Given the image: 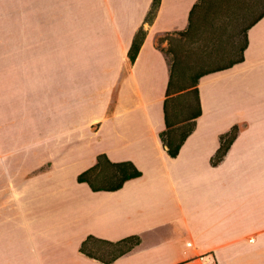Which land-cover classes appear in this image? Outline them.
<instances>
[{"label": "crops", "instance_id": "obj_1", "mask_svg": "<svg viewBox=\"0 0 264 264\" xmlns=\"http://www.w3.org/2000/svg\"><path fill=\"white\" fill-rule=\"evenodd\" d=\"M199 1L160 0L148 24L153 0H23L24 66L6 80L22 88L23 114L0 117V264H106L110 244L133 237L110 264L206 253L264 264V12L246 29L243 60L199 79L201 115L176 158L160 139L170 71L161 39L187 31ZM102 154L142 176L115 192L78 183Z\"/></svg>", "mask_w": 264, "mask_h": 264}, {"label": "rangeland", "instance_id": "obj_2", "mask_svg": "<svg viewBox=\"0 0 264 264\" xmlns=\"http://www.w3.org/2000/svg\"><path fill=\"white\" fill-rule=\"evenodd\" d=\"M23 0H0V117L23 114L22 88L7 78L17 77L24 66ZM264 12V0H204L185 34H175L163 49L169 64L179 61L178 70L188 77L237 61L244 44L245 29ZM178 74V73H177ZM194 98L181 95L170 107L174 120L184 121L194 110ZM185 124L174 135L189 130ZM116 248L111 249L114 255Z\"/></svg>", "mask_w": 264, "mask_h": 264}, {"label": "trees", "instance_id": "obj_3", "mask_svg": "<svg viewBox=\"0 0 264 264\" xmlns=\"http://www.w3.org/2000/svg\"><path fill=\"white\" fill-rule=\"evenodd\" d=\"M204 0H200L199 3L194 5L193 9L190 12L189 17V27L193 24V18L197 11L201 8L202 3ZM160 0H153V4L151 6V10L146 17V23H152L157 9L159 7ZM256 18L253 22L257 21ZM252 22V23H253ZM251 23V24H252ZM250 24V25H251ZM187 29V31H188ZM247 29V28H246ZM245 29V33H246ZM185 32H181L179 34H185ZM145 39V31L140 29L136 36L133 39L132 45L128 52V59L131 64L135 62L141 45ZM165 40V39H164ZM163 40V41H164ZM162 41V40H161ZM168 42V39H166ZM169 44V42H168ZM246 47V34L244 36V44L241 49V55L237 61L232 62L231 64L217 68L215 70L209 72H203L200 74L192 75L188 77V80L185 83L180 82V78L183 79L187 77V73L178 70L179 61L175 59L172 64H170V71H169V80L167 84V88L165 91V98L163 101V113H164V122H165V131L160 134V139L163 144V147L166 149L167 154L171 158H176L179 154V150L187 137L190 133L194 130L195 127V119L201 115V106H200V99H199V91H198V82L199 79L207 74L219 72L226 70L235 63H239L243 60L242 53ZM178 73V74H177ZM189 76V75H188ZM181 95L192 96L195 100L194 106L195 110L182 122L175 121L170 111V107L175 103L177 98ZM189 124L190 128L186 132L180 135L179 138H176L174 132L178 131L182 125ZM239 132V127L237 125L233 126L230 131L223 134L220 138V147L217 150L215 156L211 159L212 165H217L226 155L227 151L229 150L230 146L232 145L233 141L236 139ZM142 174L139 170L135 168V166L130 162H122V163H112L108 160L105 155L97 156L96 164L91 167L90 169L84 171L77 177L78 183H85L93 192L105 191V192H115L120 190L125 182L136 179L141 177ZM90 241V238L88 239ZM139 244V238H127L123 241L110 244L111 249L116 248L118 252L116 254H112V257L109 260L102 261L103 263L110 264L113 263L116 259L121 257L122 255L131 251L135 246ZM86 242L83 243L81 251L87 254L89 257L100 260L97 257V252L86 253L85 251Z\"/></svg>", "mask_w": 264, "mask_h": 264}, {"label": "built area", "instance_id": "obj_4", "mask_svg": "<svg viewBox=\"0 0 264 264\" xmlns=\"http://www.w3.org/2000/svg\"><path fill=\"white\" fill-rule=\"evenodd\" d=\"M177 264H218V262L212 253H206V254H202L200 256L179 262Z\"/></svg>", "mask_w": 264, "mask_h": 264}]
</instances>
